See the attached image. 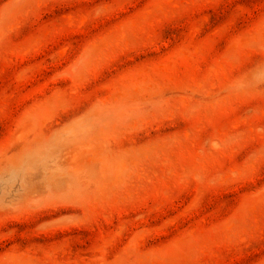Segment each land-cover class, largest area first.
Instances as JSON below:
<instances>
[{
    "label": "rangeland",
    "instance_id": "obj_1",
    "mask_svg": "<svg viewBox=\"0 0 264 264\" xmlns=\"http://www.w3.org/2000/svg\"><path fill=\"white\" fill-rule=\"evenodd\" d=\"M0 264H264V0H0Z\"/></svg>",
    "mask_w": 264,
    "mask_h": 264
}]
</instances>
